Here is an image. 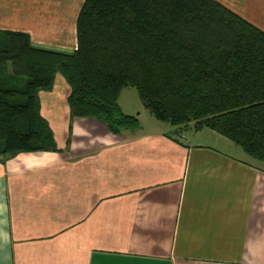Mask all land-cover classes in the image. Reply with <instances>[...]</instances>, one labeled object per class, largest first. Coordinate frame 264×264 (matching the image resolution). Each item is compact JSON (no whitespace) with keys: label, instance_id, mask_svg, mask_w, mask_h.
<instances>
[{"label":"crops","instance_id":"obj_1","mask_svg":"<svg viewBox=\"0 0 264 264\" xmlns=\"http://www.w3.org/2000/svg\"><path fill=\"white\" fill-rule=\"evenodd\" d=\"M218 1L264 30V0ZM83 2L0 0V30L72 52ZM126 88L139 126L120 133L72 117L62 75L38 92L56 148L0 156V264H264V162L151 118Z\"/></svg>","mask_w":264,"mask_h":264},{"label":"trees","instance_id":"obj_2","mask_svg":"<svg viewBox=\"0 0 264 264\" xmlns=\"http://www.w3.org/2000/svg\"><path fill=\"white\" fill-rule=\"evenodd\" d=\"M76 33L63 52L0 30V156L56 148L38 92L60 74L72 117L134 130L118 96L135 87L158 120L211 128L264 162V30L218 0H84Z\"/></svg>","mask_w":264,"mask_h":264},{"label":"rangeland","instance_id":"obj_3","mask_svg":"<svg viewBox=\"0 0 264 264\" xmlns=\"http://www.w3.org/2000/svg\"><path fill=\"white\" fill-rule=\"evenodd\" d=\"M1 74H4V76H5V72L3 71V72H1L0 73V76L2 77V75ZM16 81V80H15ZM124 92H129V93H133V97L135 98V102L139 105V106H141V102H140V99H139V97H138V93H137V91H136V88L135 87H127L126 89H125V91ZM125 94H127V93H125ZM124 98V97H123ZM122 98V103H123V105H125L124 104V100L125 99H123ZM130 101L129 100H127V103H129ZM145 114H147L149 117H151L152 115H150V113L146 110L145 111ZM146 115V116H147ZM151 118H155V117H151ZM157 119V118H156ZM190 125H193V123H189L188 125H185V126H183V127H180V128H183V129H186L188 126H190ZM179 127L177 128V129H180ZM191 130H192V127L188 130V132L187 133H189V132H191ZM249 157L250 158H252L253 160H255L253 157H251L250 155H249ZM256 161V160H255Z\"/></svg>","mask_w":264,"mask_h":264}]
</instances>
